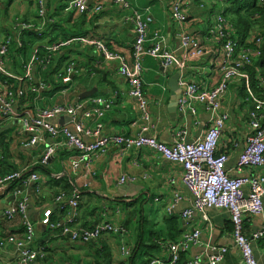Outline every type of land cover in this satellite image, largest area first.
Wrapping results in <instances>:
<instances>
[{
  "label": "crops",
  "instance_id": "obj_1",
  "mask_svg": "<svg viewBox=\"0 0 264 264\" xmlns=\"http://www.w3.org/2000/svg\"><path fill=\"white\" fill-rule=\"evenodd\" d=\"M68 1L44 0L45 15L50 17L53 15L52 22H59L62 30L66 32L77 30L79 37L90 41H101L108 50L130 58L134 32L132 25L124 20L125 15L130 13L129 9L120 8L113 0H89V9L82 19L81 14L74 10H66ZM128 1L131 7L140 10L148 8V14L151 17L148 34L152 37L153 33L157 32L163 36L166 49L176 50L179 47L182 32H188L202 44L204 55L188 60L180 79L195 81L208 88L219 82L221 72L218 69L217 59L220 56L221 44L217 36L210 34L208 29L213 24L215 16L223 14L224 9L229 5V0H181L183 10L187 14V20L182 25L174 22L170 16V3L175 0ZM96 4L102 5L101 11H93L92 7ZM223 17H226L233 34L234 27L229 21L230 16ZM77 18L78 23L75 28L74 23ZM36 21H40L36 0H0V43L7 34L18 41L21 30L16 27L17 22L34 25ZM11 23L13 27L10 26ZM39 26L36 28H40ZM257 29V26L252 29L245 42L260 37L264 45V35H259ZM75 43L76 46H73ZM150 44L148 40L146 45ZM64 45L66 47L63 52L78 64L76 68L75 63L68 64L72 67L70 78H73L75 74V79L72 80L70 87L62 89L65 91H49V84L44 81L38 71L36 65L38 59L31 62L32 57L37 58V48L27 53L30 59L28 58L29 60L22 66L19 63L24 60V57L20 54L15 52L9 54L7 51L3 56V69L0 71L6 75L3 80L8 79L13 86L22 84L26 87L28 82L22 79L25 68L31 62L32 81L34 80L39 86L32 103L19 104L15 107V111L19 114L26 110L33 113L38 108L60 103L68 105L80 103L82 108L77 118L85 126L93 129L96 123L101 122L104 134L120 133L137 136L140 129L138 109L135 101L128 96L129 86L126 79L118 73L119 62L105 58L93 44L87 41H72ZM239 45L243 46L241 43ZM179 57L180 52H176V58L179 59ZM142 65L143 93L155 128L149 131L148 135L155 136L158 141L167 145L174 142L179 130L185 131L187 141H193L201 136L206 128L208 114L200 105L197 106L194 114L189 110L181 111L178 106L175 115H170L168 110V103L172 97L168 80L172 74L179 71L177 66L164 68L159 58L149 55L143 56ZM3 80L0 78V82ZM242 81L245 84V81ZM238 83V81L233 83L223 98V105L229 113V118L219 141V150H225L228 154L225 169L231 175L247 173V170L237 168L236 159L245 143L247 112L252 103L248 99L240 103V100L236 98L234 88ZM179 86L183 88L180 84ZM90 90H93L91 96L80 98L81 94ZM93 97L113 99L112 107L101 118H86L82 115L84 110L90 108ZM50 123L54 126H72L67 115L54 117ZM41 135L43 141L26 146V142L31 137L30 132L24 130L18 118L10 119L0 112V160L6 156L7 161L28 171V168L37 162L46 144L51 141L46 130H42ZM82 137L85 143L92 140L88 136ZM31 149H34V152ZM66 149L68 152L63 154L62 158L57 152L48 164H45L50 172L49 175L39 174L40 190L37 191L34 184L28 189L30 194L28 214L35 224L32 247L48 248L46 260L40 259L31 264H130L129 260L127 261L121 254V246L125 245L131 250L133 247L138 249L140 242L147 240L151 232L160 236L159 246L147 252L143 248L142 251L145 255L147 253L152 254L153 257L165 258L167 253L159 242L164 239L166 229H169L168 222L173 217L180 221L175 229L176 238L194 227L201 231L199 243L185 252L186 260L199 255L204 250L205 244L210 241L211 244L228 247L224 258L218 264H244L234 246L232 223L227 210L209 209L207 212L209 222L203 221L199 214H195L190 219L181 216V213L190 207L191 194L181 181L182 169L179 164L167 160L159 152L146 146L122 150L120 146L111 145L91 162L90 174L87 175L83 164H80L78 170H72L70 163L76 151L73 148L66 147ZM258 171L264 173V168H258ZM58 175L60 176L57 177ZM121 176H125V181H120ZM62 177L66 178L79 192V206L73 214L69 213L68 208L60 209L54 199L55 195L63 190L60 186L63 184L56 182ZM11 185L13 184L0 188V209L15 200L11 198L6 201V198L11 195ZM46 208L51 209V219L56 217L58 223H64L66 217L72 215L74 226L93 227L96 224L108 222L122 226L125 234L109 232L89 243L70 242L61 235L60 229L51 231L39 223L42 212ZM18 221V219L14 220V225L12 223L10 224L12 226L7 225L6 228L17 233L18 228L15 223ZM263 221L264 211L260 215L245 214L243 232L250 234L258 229ZM1 229L0 226V232ZM253 253L258 264H264V240L253 243ZM0 259L5 264H15L16 255L12 247L0 250Z\"/></svg>",
  "mask_w": 264,
  "mask_h": 264
},
{
  "label": "built area",
  "instance_id": "obj_2",
  "mask_svg": "<svg viewBox=\"0 0 264 264\" xmlns=\"http://www.w3.org/2000/svg\"><path fill=\"white\" fill-rule=\"evenodd\" d=\"M88 1L69 0L66 10H74L78 14L86 13L89 9ZM113 1L120 8L130 10V13L124 17V20L132 25L134 32L130 58L108 50L101 41H90L83 37L51 44L46 46V49L53 53L60 45L72 41H87L93 44L105 58L117 60L119 62L118 73L126 79L129 86L128 96L135 101L138 109L140 129L137 136L133 137L120 133L104 134L101 122L96 123L93 129L85 126L77 118L82 108L80 103L74 105L60 103L50 107L38 108L33 113L26 110L19 114L15 111V107L19 105L24 96V88L21 86L15 88L8 79L0 82V112L10 119L18 118L24 130L30 132L31 137L26 142V146L36 145L43 141L42 130L49 133L51 141L46 144L39 156L37 163L40 164L47 163L63 147L73 148L76 153L70 163L72 170H78L80 164H83L85 173L89 175L91 162L111 145L120 146L122 150L146 146L159 152L167 160L181 166V181L191 194L190 207L185 209L181 216L190 219L195 214H199L203 221L209 222L207 213L209 209L227 210L232 223L234 246L243 263L258 264L253 253V243L264 240V221L258 229L250 234H245L243 232V218L245 214L260 215L264 211V173L258 171V168H264V99L257 98L250 92L249 76L244 69L251 64L253 58L260 54L262 38L250 39L252 45L240 46L238 40L232 37L226 18L217 14L208 32L217 36L221 44L220 56L217 59L221 77L215 86L208 88L195 81L180 79L186 62L193 58H200L205 53L202 44L196 38L188 32H182L179 47L176 50H168L165 48L163 36L157 32L153 33L152 37L148 34L151 17L147 7L140 10L131 7L128 0ZM259 2L264 4V0H259ZM36 6L38 16L42 19L41 25H43L45 18L44 0H36ZM92 8L93 11L98 12L102 10V5L96 4ZM170 16L177 24L182 25L186 22L187 14L183 10L181 0L170 3ZM16 27L23 30L34 28V25L17 22ZM148 40L151 42L149 46L146 45ZM11 41L12 37L7 36L0 43V71L3 69V56L6 55ZM176 52H180L179 59L176 58ZM145 55L159 58L164 68L177 66L179 69V84L183 87V92L177 103L179 110H189L194 114L197 106L200 105L208 114L206 128L202 135L195 140L187 141L184 130L177 131L176 139L170 145L158 141L155 136L148 135V132L155 128L143 93L144 69L142 59ZM36 59V56L32 57L31 62ZM48 60L49 56L46 57L45 63ZM31 62L25 68L22 79L28 83L33 79ZM42 65L44 66V62ZM71 72L72 67L69 65L66 74L62 77L64 82L71 80ZM242 80L245 81V86L249 91L248 100L251 101L252 106L247 112L245 143L237 156L236 166L238 169L247 170V173L231 175L225 169L228 154L225 150H219V141L229 118V113L223 105V98L233 83ZM90 103V108L84 110L82 115L86 118H101L112 107L113 99L110 97H93ZM61 115L71 117V127L68 125L54 126L50 123L52 118ZM82 136L91 137L92 140L85 143ZM24 171L25 169H20L0 175V188H6L13 182L21 181V184H15L10 192L11 195H14V202L0 209V220H10L16 215L21 216L24 227L23 234L12 232L6 237L0 236V250L12 247L16 255L15 264H31L45 256L39 248L32 247L35 237V224L28 214L30 201L28 189L30 185L34 184L36 190L39 191L40 175L37 172H32L22 179ZM120 181H125V176H121ZM66 194L65 191H60L55 195V202L59 204L60 209L67 207L69 213L72 212L73 214L79 206L78 189L74 186L70 196L66 197ZM65 200L66 206L61 205ZM51 217V209L46 208L42 212L39 223L46 228L60 227L61 235L70 242L89 243L109 232L125 234V229L122 226L108 222L99 223L93 227H80L72 225L74 221L72 215L66 217L64 223L53 222ZM200 235V229L194 227L182 233L175 241H160L159 243L167 253V257H152L149 264H177L181 253L187 252L191 246L199 243ZM227 250V246L214 245L209 241L199 255L192 256L185 261V264H218L224 258ZM120 252L127 258L131 254V248L122 245ZM0 264L5 263L0 259Z\"/></svg>",
  "mask_w": 264,
  "mask_h": 264
},
{
  "label": "trees",
  "instance_id": "obj_3",
  "mask_svg": "<svg viewBox=\"0 0 264 264\" xmlns=\"http://www.w3.org/2000/svg\"><path fill=\"white\" fill-rule=\"evenodd\" d=\"M229 1H230L229 5L224 9L222 15L223 16L225 15L227 17L228 15L230 16L229 21L232 23L234 27V33L232 34L233 38L238 39L239 43H241V45L243 46L252 45V42H245V40L248 34L252 31V29L255 26H257L258 28L257 29L258 34L264 35V4L259 3L258 0H229ZM84 15L85 13L81 14L80 17H82L83 19ZM51 17L53 18L54 16L52 15ZM51 17L45 15L43 25H41L42 19L39 17L40 20L39 22L37 21L36 23L33 22L35 25L34 28L21 30L18 41L14 40V37L12 38V41L8 47V52L9 54L15 52L20 54L22 57H24L23 58L24 60L19 63V65L22 66L27 62V60L30 59V57H27V53L31 50L33 52L34 48H37L36 55L38 60H36V65L38 71L40 72L44 81L49 84L50 87L49 91L57 92L62 90L63 88L70 87L72 80L75 79V74H74L73 78H71L69 82H64L62 80V77L66 73L68 64L75 63L74 64L75 68L78 66V64L77 61L75 62L72 58H70V56L66 55L63 52V49L66 47V45H60L59 48L53 53L48 52L46 46L55 43L58 44L65 42L66 40H69L71 38L79 37L78 35L80 34L77 33V30L70 32H66L62 30L59 25V22L56 23L52 22L53 20ZM77 23H78V18L75 20L74 23L75 28L77 26ZM38 25H40L39 26L40 28H36V26ZM10 26L13 27V23H11ZM7 35H5V38ZM11 36L13 35L11 34ZM73 46H76V43L73 44ZM47 56H49V60L47 63H45ZM43 62H44V66L42 65ZM244 70L246 73H248L249 76L248 79L249 89L251 90V92L258 98L264 99V45L263 44H261L260 47V54L257 57L253 58L251 64L246 66ZM5 77L6 75L0 73V78L2 80ZM18 86L24 88V96L21 98L19 104L25 102L32 103L35 94L38 91L39 86H37L34 80L29 82L26 87L22 84H19ZM16 87L17 85H15V88ZM234 89L236 90V98L240 100V103L245 102V100L249 99V92L247 91L243 81L239 82L238 84H235ZM31 150L34 152V149ZM58 152L60 153L61 155L60 157L62 158L63 154H66L68 150L65 147L63 149H60ZM38 161H39V157L37 159V162ZM37 162L31 165L30 168H28V171L26 170L23 172L22 179L26 178L32 172H37L41 175L44 174L47 175L50 172V169H48V167L45 166V164H48V162L45 164H40ZM16 170H20V166L14 165L9 161H7L6 156L0 160V175H4L9 172H14ZM56 182L63 184L60 186L67 193L66 197H68V195L70 196L71 191L73 189L72 184L69 181H67L66 178L63 177L56 180ZM12 184L13 185H11V188H13L15 184L20 185L21 181H16L13 182ZM38 190H40V188ZM61 205L66 206V200L63 203H61ZM17 219L19 220L18 223H15L17 225L16 227L18 228L17 234H23L24 227L22 224L21 216L16 215L13 219L10 220L8 219L0 220V226L2 227L0 236L6 237L7 234L12 233V231L8 230L6 227L7 225H9V227L14 225L13 222L14 220ZM52 221L59 222L56 217H54ZM179 223L180 221L176 217L171 218V220L168 222L169 229L168 230L166 229L165 237L162 241H175L179 237L178 236L176 238V233H175V229L179 226ZM48 229L51 231L59 230L60 227L48 228ZM172 229L174 230L172 231ZM159 239L160 236L157 233L155 232L149 233L148 239L142 240L140 242L139 245L140 247L138 249L136 247L132 248L131 254L126 258V260L127 261L129 260L130 264H149V261L153 257V255L146 253V257L143 260H140V255H141L140 251L143 248H145V250L147 251L152 248L157 249L159 246L158 244ZM141 246L143 247L141 248ZM40 250L45 254L43 259L46 260L47 259L46 251H48V248L42 246ZM186 259H187L186 253L185 252L181 253L177 264H185Z\"/></svg>",
  "mask_w": 264,
  "mask_h": 264
},
{
  "label": "water",
  "instance_id": "obj_4",
  "mask_svg": "<svg viewBox=\"0 0 264 264\" xmlns=\"http://www.w3.org/2000/svg\"><path fill=\"white\" fill-rule=\"evenodd\" d=\"M179 77H180V71H177L176 73L172 74L168 80V85L171 89L172 97L170 99V102L168 103V110L170 112V115H175L178 99L181 97V94L183 92V88L179 86ZM93 93V90L84 92L81 94L80 98L83 97H89ZM67 118L71 120V117L67 115ZM11 198H14V195H10L6 198V201H9Z\"/></svg>",
  "mask_w": 264,
  "mask_h": 264
},
{
  "label": "rangeland",
  "instance_id": "obj_5",
  "mask_svg": "<svg viewBox=\"0 0 264 264\" xmlns=\"http://www.w3.org/2000/svg\"><path fill=\"white\" fill-rule=\"evenodd\" d=\"M126 244V243H125ZM145 252L147 250H144ZM149 251V250H148ZM146 257V255L144 254V252L141 250V255H140V259H144ZM125 258V257H124ZM126 259V258H125Z\"/></svg>",
  "mask_w": 264,
  "mask_h": 264
}]
</instances>
